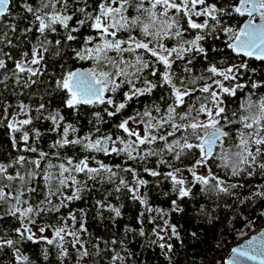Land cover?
<instances>
[{
    "label": "snow or ice",
    "instance_id": "obj_1",
    "mask_svg": "<svg viewBox=\"0 0 264 264\" xmlns=\"http://www.w3.org/2000/svg\"><path fill=\"white\" fill-rule=\"evenodd\" d=\"M237 15L247 17L238 28L229 23ZM226 49L238 59L223 56ZM241 57L264 61V0H0V128L11 142L0 153V253L10 254L8 264H85L94 256L126 264L129 233L172 264L171 241L183 244L172 214L186 213V199L209 224L216 209L231 208L223 197L239 202V216L240 205L264 200V184H247L264 178V75L253 78ZM101 107L83 134L66 114ZM102 113L122 117L114 131L102 130ZM164 182L170 192L162 195L175 198L168 209L153 207L142 189ZM93 192L102 198L73 207ZM114 194L142 206L140 228L125 225L124 239L93 237L90 213L100 221L109 213L113 226L123 215ZM198 196L206 202L196 207ZM8 222L15 226L3 228ZM232 252L229 264H264V237Z\"/></svg>",
    "mask_w": 264,
    "mask_h": 264
},
{
    "label": "trees",
    "instance_id": "obj_2",
    "mask_svg": "<svg viewBox=\"0 0 264 264\" xmlns=\"http://www.w3.org/2000/svg\"><path fill=\"white\" fill-rule=\"evenodd\" d=\"M231 2H238V0H231ZM247 19L246 16H235L232 18L229 23L238 27H241L243 22ZM258 20V17H257ZM23 26V25H21ZM219 47H223V40L216 42ZM214 60L218 61L221 59L220 56L212 54ZM223 56H231L232 61H236L238 58L235 57L230 50H225ZM241 59L249 60V63L252 68L256 69L253 78H258L261 75H264V61H258L255 59H250L247 57H241ZM75 67H89L88 63H78L74 65ZM158 95V93H157ZM147 99L144 100V103H148ZM135 107H140L139 104H136ZM102 111V107L99 109L84 108L80 112H71L66 110L68 119L76 124L78 127H81V134L89 131L92 128V124L89 123L93 119V111ZM131 112V109L128 110V113ZM106 120L109 121L107 125L102 126L103 131H114V125L122 117L117 116L116 118L107 117L106 113H102ZM50 122H44V125L41 127V130H45L47 124ZM53 138V135H46L44 139L40 142L41 146L47 150L48 143ZM11 151V142L9 140L8 134L5 129L0 128V153H8ZM15 154V153H13ZM68 155H72L73 152L68 150ZM100 159L105 160V162L111 163H120V158L108 159L99 156ZM185 163H189L185 161ZM154 161L150 162L149 166H152ZM167 170V169H164ZM144 178L152 181L154 178L144 174ZM131 179V177H129ZM247 184L252 185L251 191H255V185L264 184V178L259 175L247 179ZM142 191H147L150 204L153 207H160L163 209H168L171 206V199H174V195L164 196L162 193L170 192V185L168 182H164L159 187H156L154 184H150L147 189H142ZM194 192H199V187L194 189ZM239 194L243 196L249 195L250 189L245 187L238 190ZM102 192H93L90 197L85 201L76 202L74 208H86L89 206V203H94L96 199L102 198ZM109 200L114 205L119 206L123 204L122 208V217L117 219L115 226L112 225L111 221L107 218L109 213L105 212V219L100 221L94 217L93 213H90L88 219V228L93 233V237H103L104 240H110L112 238L124 239L123 229L125 225H128L132 228L139 229L140 225L136 222V217L138 216L139 211L142 206L139 203H132L127 195H124L120 200H116L115 194L112 197H109ZM206 199L202 196H198L196 201V207H199L200 204L205 203ZM227 202L231 204V208H224L221 206L216 209V216H219L218 220H213L211 224L207 222L206 219H201L199 217H194L192 214V209L190 207V202L185 200L182 204L186 208V213H173L171 222L176 224L180 229L181 239H173L171 242L174 245V251L170 254L172 257V264H225V258L228 254L230 247L248 236L249 234L258 231L264 225V215L261 213L264 212V200H255V202H248L244 205L239 206V212L242 213V216L236 215L237 205L233 203L232 200L227 197L222 198V203ZM210 209L213 207L211 202L207 205ZM229 220L232 221L231 225ZM15 226L14 222L5 223L2 227L7 229ZM153 227L152 224L145 222L144 228L146 231L150 232V229ZM197 232L198 238L193 239L190 235L191 232ZM149 239H154V237L149 236ZM126 247L129 252L133 255L129 258L126 264H169L168 260L161 253V250L156 246L147 247L145 238L139 237L138 235L134 236L132 233H129L126 240ZM103 247V245H101ZM117 250H120L117 248ZM40 251L38 246L32 245L28 248L27 254L35 259V253ZM126 254V253H122ZM10 259V254L5 255L0 253V264H8ZM99 261L100 264H106L105 259L101 257H91L85 261V264H96ZM69 264H74V261H70Z\"/></svg>",
    "mask_w": 264,
    "mask_h": 264
},
{
    "label": "water",
    "instance_id": "obj_3",
    "mask_svg": "<svg viewBox=\"0 0 264 264\" xmlns=\"http://www.w3.org/2000/svg\"><path fill=\"white\" fill-rule=\"evenodd\" d=\"M245 21L243 22L241 27L244 25ZM257 22H258V20H257ZM253 237H257L258 242H259L261 237H264V225L258 231L249 234L248 236L244 237L243 239H241L237 243L233 244L230 247L228 254L225 258V264H229V262L234 259V254L232 252L233 248H238V247H241L242 245H246L248 243V241L252 240ZM245 264H259V261L258 260H255V261L254 260H247V261H245Z\"/></svg>",
    "mask_w": 264,
    "mask_h": 264
},
{
    "label": "rangeland",
    "instance_id": "obj_4",
    "mask_svg": "<svg viewBox=\"0 0 264 264\" xmlns=\"http://www.w3.org/2000/svg\"><path fill=\"white\" fill-rule=\"evenodd\" d=\"M199 171H200V172H204V169H200ZM185 175H187V173H185Z\"/></svg>",
    "mask_w": 264,
    "mask_h": 264
}]
</instances>
